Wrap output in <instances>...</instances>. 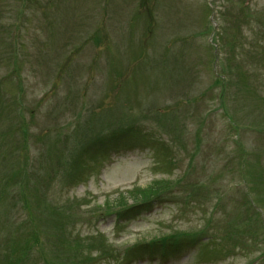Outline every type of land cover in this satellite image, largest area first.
Returning a JSON list of instances; mask_svg holds the SVG:
<instances>
[{"label":"rangeland","instance_id":"rangeland-1","mask_svg":"<svg viewBox=\"0 0 264 264\" xmlns=\"http://www.w3.org/2000/svg\"><path fill=\"white\" fill-rule=\"evenodd\" d=\"M0 264H264V0H0Z\"/></svg>","mask_w":264,"mask_h":264},{"label":"trees","instance_id":"trees-1","mask_svg":"<svg viewBox=\"0 0 264 264\" xmlns=\"http://www.w3.org/2000/svg\"><path fill=\"white\" fill-rule=\"evenodd\" d=\"M135 131L138 132L137 135H135V137L133 138V140L135 139H139L140 141H144V142H149V141H153L154 139H150V135H148L143 129L140 128H135ZM123 131L119 132L117 135H122ZM124 132H126V130H124ZM128 132H126L127 134ZM116 134V133H115ZM127 136V135H126ZM110 143H111V140L115 137V136H109L107 135ZM146 137V138H144ZM106 137H101L100 139H104ZM127 139V137L125 138ZM129 197L132 199V201H134L135 203V208L134 209H138V208H142L143 206H146L148 204H150L153 200V197L152 196H149V197H139L138 195H134V194H129ZM126 204V198H121L120 200L116 201L113 203V206L116 207V206H122V205H125ZM160 244H162V247H160ZM142 246H146L149 248H145L146 249V252L148 254H151V253H162L163 255H171L172 253H176L178 252L179 250L183 249L184 248V245L183 244H179L177 243V240H171V241H167L166 243H158L156 244V246H154V248H150L148 245L144 244ZM185 247H188V245H186ZM134 254H137V256H140V255H145V253H142L140 252L139 250H134L133 251ZM139 253V254H138Z\"/></svg>","mask_w":264,"mask_h":264}]
</instances>
